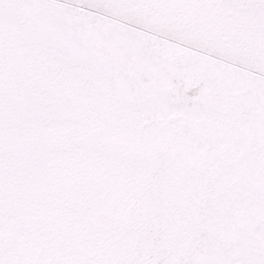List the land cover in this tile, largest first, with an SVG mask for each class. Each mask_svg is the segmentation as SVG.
Instances as JSON below:
<instances>
[{
	"label": "snow or ice",
	"instance_id": "obj_1",
	"mask_svg": "<svg viewBox=\"0 0 264 264\" xmlns=\"http://www.w3.org/2000/svg\"><path fill=\"white\" fill-rule=\"evenodd\" d=\"M0 264H264V0H0Z\"/></svg>",
	"mask_w": 264,
	"mask_h": 264
}]
</instances>
